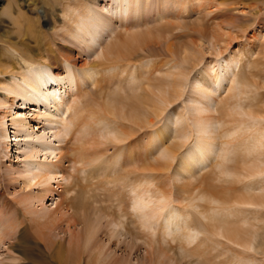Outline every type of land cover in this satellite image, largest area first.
<instances>
[{
    "label": "bare ground",
    "instance_id": "1",
    "mask_svg": "<svg viewBox=\"0 0 264 264\" xmlns=\"http://www.w3.org/2000/svg\"><path fill=\"white\" fill-rule=\"evenodd\" d=\"M42 1L36 14L47 25L52 7ZM60 2L59 42L67 44L35 48L29 59L20 53L9 90L53 109L45 113L51 128L69 111L71 125L54 132L62 146L29 143L20 174L26 187H43L1 205L0 262L31 258V239L44 245L47 264H264V57L253 58L249 44L224 55L230 30L248 26L224 16L225 0ZM71 47L86 56L79 66ZM63 62L79 79L76 71L63 76ZM80 78L93 88L84 90ZM74 87L76 98H64ZM6 116L0 160L11 150ZM12 124L15 133L34 134L22 118ZM4 175L0 169L2 195ZM55 175L66 181V196L46 210Z\"/></svg>",
    "mask_w": 264,
    "mask_h": 264
},
{
    "label": "rangeland",
    "instance_id": "2",
    "mask_svg": "<svg viewBox=\"0 0 264 264\" xmlns=\"http://www.w3.org/2000/svg\"><path fill=\"white\" fill-rule=\"evenodd\" d=\"M60 1L61 0H47V2H49V4L52 7V8L46 9L47 25H46L45 21L43 20V16L41 14L40 15L36 14V7H40V6L42 7V5H40V3L43 4L42 0H40V1L30 0L29 4H26L25 2H21V0H1L0 1V61H1L0 62V74H1L0 75V115L1 114L7 115L6 118L5 119L2 118V120H3V124H4L3 129L6 128L8 137H6V138L4 137L3 140L5 139L4 140L5 142L11 144V150L9 151V156H6L4 154V155H2V157H1L2 159L0 160L1 161L0 169L2 170L3 173L5 171L7 173V175L9 176V177L6 175L3 176L2 182H4V191H6V192H3V195L0 193V210L3 209L2 204L3 203L5 204L7 198L10 202H12V201H15V198H17L18 196H20V197L22 195L25 196L26 194L27 195H31V194L37 195L38 191L41 190V188L43 187V186L37 185V184L36 185L34 184V186H31V187H26L25 178L21 177V174H20V171H22L25 167L24 164L27 162V159H25V151H27V150H29V148H31V145L29 143H33V144L35 143L36 144L39 142H47V143H52L54 145H61L62 146V145H64V143L59 141V136L54 135V132L57 134V131L60 128L65 127V129H66V127H69L71 125L69 122L71 111H69L68 112L69 114L66 113V116H65V119H66L65 121L67 122V124H66V122L63 121L62 126H60V124L57 125V127L58 126L60 127L59 129L57 127H54V126H53L54 128L53 127L51 128V126L49 125V122L47 121V119L45 117V113L46 112L47 113L53 112L54 111L53 109L47 110L44 108L43 104L25 101V100H23L22 97H19L18 95H15L14 93H10V90H9V87L12 86V82L9 80L11 78L9 72L11 73V72L15 71V68H17V67L19 68V65L15 62V60L17 61L16 58H18L17 56H19L20 53L23 54L26 59H29V57L32 56L31 51L34 50L35 48L42 50L45 45H48L49 47H53V48L58 49L60 43L64 44V45L67 44L65 42H59V38H60L59 34L61 32L60 31V25L63 22V14L61 11L62 10V4H61L62 2H60ZM225 1H226L225 6L224 5L219 6L220 8H223V7L225 8L228 6V8L230 9L229 10V9L225 8L227 11L225 10L222 12V13L226 12V14H224V16H226L228 18H230V17L236 18V20L238 22H240L243 25L248 26V29L246 32H239L238 35L235 34L236 30H233V29L230 30L231 31L230 36L234 35L235 37L233 36L231 39L225 37L226 41L227 42L229 41L232 44L229 47V52H226L224 55L226 56V54H229L232 51L237 50V48H239L240 45H242V44H249V45H247L248 47L251 45L254 49H256L255 55L252 56L253 58H255L256 56H261V58L264 57V51L260 50V49H263V47H264V38H260V40H259V38L253 39V34L256 31V29L260 30V32L264 35V2L263 1H255V0H225ZM227 1H229V3ZM191 15H193V14H191ZM20 18H21V20H20ZM193 19H194V17L191 20H193ZM117 27L119 28L120 26H117ZM209 27L212 28L213 26H209ZM39 32H41L43 34L42 35L44 38L43 42H36V38H37L36 34ZM47 37H48V39H47ZM227 42H225V43L221 42V44H220L221 47L226 45ZM21 43H23V44H21ZM204 47L206 48V50L213 52L211 49L209 50V44L207 42H205ZM71 48L74 50L72 52L73 53L72 54L73 55L72 60L76 64H78L77 66L81 65L85 61L84 57H86V56L84 55L82 57L81 55L78 54V50L75 47H71ZM248 49H250V48H248ZM24 52H25V54H24ZM260 52H262V54ZM207 55H209V53H207ZM89 58L92 59L93 57L89 56ZM206 59H211V57H207ZM15 63H16V65H14ZM4 64H5V66H4ZM13 65L16 66L14 69H13V67H14ZM7 66H8V69L6 68ZM62 67H63V71H64L63 76L67 75V70H68V72L76 71V77L79 79V76H80L79 71L76 70V68H73V66L71 64L68 65V63L63 62ZM6 70H8V71H6ZM16 70H19V69H16ZM2 72H5V74ZM16 78H15V81L19 77L17 79ZM69 78H72V76H70ZM80 80H79L80 86L84 90H89V89L93 88L91 83H88L86 81L84 82V81H82L81 78H80ZM225 86L228 87V84L224 83V87ZM224 87L221 88L220 91L217 90L216 95L221 94L222 96H224V94H226V90ZM72 91L69 93H66V94L64 93L63 97L67 98V99L68 98L69 99H73V98L75 99L76 98L75 93H77V89L74 87ZM57 93L61 94L60 90H58ZM215 99H219V96H215ZM180 105H182V98H180L179 102L177 101L172 108H177ZM36 106H37V109H35ZM214 107H215V103L213 102V108ZM14 117H19V118L24 119V121L26 123V129L29 132L34 133V134L28 135V137H27V134L24 133V131L15 133V130H17V129H16L15 125L12 124ZM68 122L70 125L68 124ZM171 125L173 127L175 126L174 124H171ZM69 129H71V131L73 130L72 127ZM77 134H79V132ZM77 134H76V136H77ZM69 135H70V133H69ZM69 135H68V137H69ZM38 136H40L43 139L39 138ZM124 149H125V151H127L126 146ZM125 151H123V152H125ZM38 154H37L38 158L43 160L45 153L39 152ZM29 161H32V159H29ZM45 161L48 162V160H45ZM53 162H55V159H53ZM64 164H65L64 168L69 169L68 171L70 173H72V174L75 173V168L73 167L72 162L65 160ZM78 166L79 165L77 164V167ZM11 178H13V179H11ZM51 184H52V187H54V189H56V191L54 192L53 196L50 195L49 197L45 198V201L43 203H44V206L46 205V210L47 209H53L57 200L58 199L60 200L61 197L66 196L65 193H62V192H64L63 187L65 186L66 181H64V179H62L61 175H55V177L52 179ZM30 189H31V191H30ZM0 191H1V183H0ZM59 193L65 194V195L59 196ZM59 200H58V202H59ZM19 207L22 209L24 208L23 205H19ZM33 208L37 209L38 211H40V210L45 211L42 209V204H38V206H36V208H35V206ZM21 215L22 214L19 213L20 219L17 218L18 219L17 223H19V221H21V219H23ZM22 228L23 227L21 225L19 227L18 226L16 227L17 235L19 234V231L22 230ZM28 245L29 246L31 245V247H32V251L29 254H33V255H31V258H27L25 256L26 259L22 258L23 262L20 261L17 264H22V263L23 264H30V263H32V264H34V263L45 264V262L47 264L49 262V257L47 255V253L44 251V245H42L41 243L34 242L31 239H29ZM19 246H21V245L19 244ZM19 249H21L20 252L22 254V253H24L25 250H27V247L26 248L22 247ZM4 252H5L4 249L1 248L0 249V260L3 258V256H5ZM28 252H29V248H28ZM30 260L33 261L34 263L31 262ZM0 264H2V262H0Z\"/></svg>",
    "mask_w": 264,
    "mask_h": 264
}]
</instances>
